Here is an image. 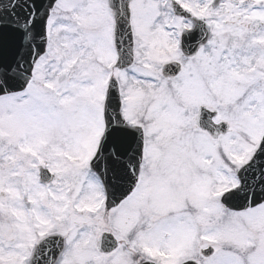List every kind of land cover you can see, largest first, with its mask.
I'll return each instance as SVG.
<instances>
[{"label": "snow or ice", "instance_id": "obj_1", "mask_svg": "<svg viewBox=\"0 0 264 264\" xmlns=\"http://www.w3.org/2000/svg\"><path fill=\"white\" fill-rule=\"evenodd\" d=\"M0 264H264V0H0Z\"/></svg>", "mask_w": 264, "mask_h": 264}]
</instances>
